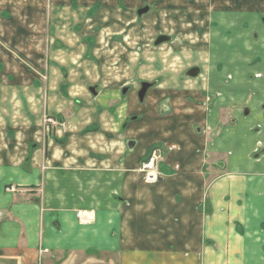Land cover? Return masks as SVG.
Instances as JSON below:
<instances>
[{
    "label": "crops",
    "instance_id": "obj_1",
    "mask_svg": "<svg viewBox=\"0 0 264 264\" xmlns=\"http://www.w3.org/2000/svg\"><path fill=\"white\" fill-rule=\"evenodd\" d=\"M254 3L0 0V264H40L44 251L118 254L120 264H195L199 254L264 264V151L253 140L239 162L228 139H210V124L222 125L207 102L211 70L189 80L172 48L165 60L120 53L123 64L110 71L85 59L87 44L70 32L79 22L100 30L102 37L87 35L94 59L95 46L148 30L137 15L143 5L155 8L156 29L178 19L171 30L182 31L190 15L257 14L261 7ZM241 7L249 8L234 12ZM65 13L76 15L65 23L69 35H63ZM64 47L76 56L68 64L78 65L68 72L58 64ZM143 82L152 87L141 102ZM43 108L60 121L63 114L65 129L46 137ZM156 147L165 148L162 176L151 184L141 166ZM224 152L234 159L225 173ZM83 211L93 212L92 223L78 218ZM205 238L221 246L205 248ZM247 255L263 262L252 257L247 263Z\"/></svg>",
    "mask_w": 264,
    "mask_h": 264
},
{
    "label": "rangeland",
    "instance_id": "obj_2",
    "mask_svg": "<svg viewBox=\"0 0 264 264\" xmlns=\"http://www.w3.org/2000/svg\"><path fill=\"white\" fill-rule=\"evenodd\" d=\"M254 5L261 7V12H255L258 14L245 13V14H235V13H222L218 17H209L207 14L204 15H190L186 17V29L182 31L174 30L175 27L180 25L178 19L175 20L173 24H165L161 29H156L157 26L153 25V11L155 8L153 5H143L140 9L148 7L149 10L143 15H138L140 21L142 20L148 22V30L142 31V28L137 29V31H126L125 33H120L117 35L115 43L103 42L101 45H97L94 48L95 57L92 53V45L87 40V35L91 37L98 35L102 37L100 30H86L82 27L79 22L75 28L70 31L79 38L81 43H86L88 47V53L84 57L89 60H99L105 65L110 71L117 69L123 62L120 61V53L127 52H150L153 56H158L159 59H166L168 51L172 48H176L174 53L176 58L180 53L181 57L177 60L184 63L186 68V76L189 80L196 77H190L187 75L188 70L191 68H199L202 72L211 70L210 77H208V83L210 88L207 87L208 95L207 102L212 104L213 114L220 117V124H210V128H207L210 139H214L213 136L220 135L221 138L228 139V142L232 144L233 154L231 157H236L237 161L243 162L241 158H244V153L246 152L250 143L254 140L260 143V152L264 151V0H255ZM244 11L249 7H241ZM138 9V11L140 10ZM137 11V12H138ZM71 17L73 19H71ZM76 19V15L71 16L70 14L63 15V35H69L68 31H65L67 25L65 23ZM88 16L86 17V19ZM145 18V19H143ZM215 18V19H214ZM139 21V22H140ZM76 22V21H75ZM86 22V20L84 21ZM175 26V27H174ZM158 34H164L172 36L171 41L168 40L160 45H155L158 39ZM126 39V43H129L131 49L126 47V43L123 39ZM170 43V44H169ZM114 44L115 47H114ZM125 44V45H124ZM108 45V46H106ZM124 47L127 51H124ZM63 56L59 57V66H63L65 72L69 69L77 68V63L68 64L71 59H76V56L72 54L70 48H63ZM76 48L72 47V50ZM110 52V53H107ZM128 54V53H127ZM49 59V56H48ZM127 63V62H126ZM72 66V67H70ZM128 67H124L122 71H128ZM51 69V65L47 64V70ZM77 70V69H76ZM120 71V72H122ZM200 75V73H199ZM198 75V76H199ZM197 76V77H198ZM46 80V78H44ZM43 80V81H44ZM222 94V97L220 96ZM219 93V94H216ZM217 95L221 98H217ZM49 98L44 96V99ZM207 103V104H208ZM220 103L224 107L218 108ZM218 106V107H217ZM214 107L218 109H214ZM42 120H43V130L46 137L55 135L57 129H65L66 121L65 116L62 114L61 117L64 121H60L57 117H52L46 113L45 108L42 109ZM212 113V112H211ZM22 120H16L20 123ZM16 128V127H15ZM21 129V128H17ZM22 131V130H20ZM211 139V140H212ZM221 140V139H219ZM227 145V144H226ZM153 150H158L160 157L157 166V179L155 182H150L149 174L142 171L143 164L148 161L149 157L145 162L142 163L141 171L145 175L146 181L148 183H157L162 172L159 166L164 158L165 148L156 147ZM152 150V151H153ZM23 151V148H22ZM151 151V152H152ZM230 154L224 152L223 159L224 172H228V164L233 163V158L229 157ZM257 157V156H255ZM253 157L251 161L253 162ZM232 166V164L230 165ZM8 192H17L18 188L13 186L6 187ZM209 198L206 200V204L203 206L205 210L207 208V203ZM208 211V210H207ZM93 212H80L78 213V218L84 224H89L93 222ZM212 212L208 211V216L212 215ZM227 239L222 240V244H227L231 239V233L228 232ZM216 238L203 239L202 244L205 248L215 247L219 248L221 246V240H215ZM218 242V243H217ZM229 245V244H228ZM219 250V249H217ZM128 259L131 256H127ZM205 254H199L194 261L195 264H235L236 259L243 256H231V255H210L209 259H206ZM256 257L257 260L263 262L258 256L247 255L245 256L246 262L250 263L251 258ZM261 257V256H260ZM121 256L118 254H109L103 252H88L86 254H67V253H47L41 252L40 254V264H120ZM188 258V256H186ZM221 258V261L218 260ZM248 259V260H247ZM132 261V260H131ZM189 261V262H188ZM193 260H187L186 264L191 263Z\"/></svg>",
    "mask_w": 264,
    "mask_h": 264
},
{
    "label": "water",
    "instance_id": "obj_3",
    "mask_svg": "<svg viewBox=\"0 0 264 264\" xmlns=\"http://www.w3.org/2000/svg\"><path fill=\"white\" fill-rule=\"evenodd\" d=\"M148 10H149L148 7H145L143 9H140L138 11V15H143V14L147 13ZM168 40H170V38L167 37V36H159L158 39L155 42V45H160V44H162V43H164V42H166ZM199 73H200V69L199 68H193L190 71H188L187 75L190 76V77H197L199 75ZM150 87H152V84H149L147 82H143L141 84V89H140V91L138 93V97H139V100L141 102L144 101V98L146 96V93H147V91H148V89ZM90 91L94 93L95 90L92 88Z\"/></svg>",
    "mask_w": 264,
    "mask_h": 264
},
{
    "label": "built area",
    "instance_id": "obj_4",
    "mask_svg": "<svg viewBox=\"0 0 264 264\" xmlns=\"http://www.w3.org/2000/svg\"><path fill=\"white\" fill-rule=\"evenodd\" d=\"M160 154L158 150H153L148 161L143 164L142 171L149 174L150 182H155L157 179V166L159 162Z\"/></svg>",
    "mask_w": 264,
    "mask_h": 264
},
{
    "label": "flooded vegetation",
    "instance_id": "obj_5",
    "mask_svg": "<svg viewBox=\"0 0 264 264\" xmlns=\"http://www.w3.org/2000/svg\"><path fill=\"white\" fill-rule=\"evenodd\" d=\"M158 37H159V36H158ZM190 70H191V68H190L188 71H190ZM151 153H152V152H151ZM151 153H150V155H151ZM150 155H149V156H150Z\"/></svg>",
    "mask_w": 264,
    "mask_h": 264
}]
</instances>
